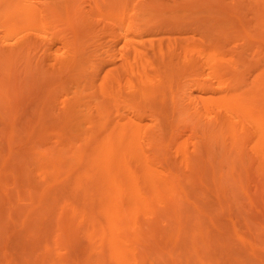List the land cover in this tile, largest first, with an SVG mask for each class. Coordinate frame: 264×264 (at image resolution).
Returning a JSON list of instances; mask_svg holds the SVG:
<instances>
[{
  "label": "rangeland",
  "instance_id": "1",
  "mask_svg": "<svg viewBox=\"0 0 264 264\" xmlns=\"http://www.w3.org/2000/svg\"><path fill=\"white\" fill-rule=\"evenodd\" d=\"M229 94L264 112V0H0V264H264V146Z\"/></svg>",
  "mask_w": 264,
  "mask_h": 264
},
{
  "label": "bare ground",
  "instance_id": "2",
  "mask_svg": "<svg viewBox=\"0 0 264 264\" xmlns=\"http://www.w3.org/2000/svg\"><path fill=\"white\" fill-rule=\"evenodd\" d=\"M136 79V83L138 82ZM140 81V80H139ZM142 81V80H141ZM138 91L139 94H137L138 97L144 96V94L147 92V89L143 83L141 85L143 87H140V82H138ZM136 85V84H135ZM137 88V87H136ZM137 90V89H136ZM137 91V92H138ZM103 95L106 97V99H109L110 95L104 94L105 91L102 90ZM246 97V98H245ZM247 96L244 94L242 95H236V94H229L228 97H223L220 101L222 102L223 106L225 107L228 117L225 119V122H230V117L232 118L236 113L240 114L245 121L250 124L252 128V132L255 136V139L259 145L264 146V112H262L259 109V106L256 105L255 107L250 105V101L247 100ZM123 129V128H122ZM114 136L112 134L111 136V142H109V146L105 149L107 160L113 161L115 159H118L120 157V141L121 138L125 135V131L122 130ZM113 138V139H112ZM138 162V159H135ZM111 164V163H108ZM139 169H146L145 167L142 168L141 164L139 165ZM142 173L144 175H147V171L143 170ZM131 188V187H130ZM132 189V188H131ZM119 196V195H118ZM117 196V193L114 192V194L111 196L110 199V205L108 211H105L106 218H108L107 221V228H108V235H109V241L115 246L118 247L120 243V235L121 231L120 229L123 227L125 220H126V214L125 208L128 205L126 204L128 201L126 199L119 198ZM129 207L128 209H130ZM136 208V207H135ZM92 216V213L88 217L84 219V224L86 228V232L88 236L90 234H95L98 231V228H101V231H103V228L98 222V220L94 219ZM102 239L107 241V233L102 232ZM91 240V239H90ZM111 257L114 259V264H123L122 259L126 256V252L122 249H118L114 252H110Z\"/></svg>",
  "mask_w": 264,
  "mask_h": 264
}]
</instances>
